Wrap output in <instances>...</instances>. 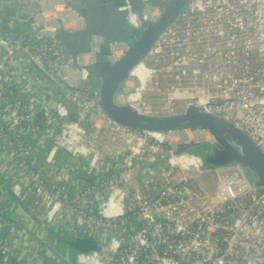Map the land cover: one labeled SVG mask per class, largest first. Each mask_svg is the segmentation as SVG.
I'll list each match as a JSON object with an SVG mask.
<instances>
[{
	"label": "built area",
	"instance_id": "1",
	"mask_svg": "<svg viewBox=\"0 0 264 264\" xmlns=\"http://www.w3.org/2000/svg\"><path fill=\"white\" fill-rule=\"evenodd\" d=\"M157 1L145 6V19H157L171 0ZM15 19L12 11L0 15V264H34V257L43 264H264V192L242 169L214 167L198 154L196 181L184 175L161 186L154 178L182 156L198 157L180 155L181 146L215 143L208 132H138L109 121L56 37L84 27L67 0H40L32 25L17 35ZM127 21L139 35L130 10ZM126 51L114 45L112 56ZM131 75L138 98L123 101L119 88V104L157 117L202 108L264 155V0H192ZM132 175L145 181L131 194ZM199 177L205 190L209 177L217 188L204 192ZM3 187L24 209L6 205ZM71 228L98 236L97 249L50 246L42 255V231Z\"/></svg>",
	"mask_w": 264,
	"mask_h": 264
},
{
	"label": "water",
	"instance_id": "2",
	"mask_svg": "<svg viewBox=\"0 0 264 264\" xmlns=\"http://www.w3.org/2000/svg\"><path fill=\"white\" fill-rule=\"evenodd\" d=\"M68 6L84 21L82 30L70 32L60 29L56 37L72 57L76 71L83 76L82 87L96 92L100 108L113 124L138 132L166 134L174 131H206L215 143H189L181 146L180 155L198 153L217 168L239 167L252 185L264 192V155L250 138L233 124L206 113L202 108L188 107L179 115L147 116L134 106L119 104L117 93L130 75L143 64L158 39L185 12L192 0H171L155 20L143 17L148 0H67ZM16 14V27L31 26L40 10V0H0V15L4 11ZM131 11L142 25L141 33L128 27L127 13ZM125 45L124 56H112L114 45ZM93 58V64L83 66L78 59ZM84 180L89 181L88 178ZM19 205L22 203L17 200ZM63 246L82 252L98 247L99 237L79 234L71 228L61 235ZM58 234L49 232L46 250L58 248Z\"/></svg>",
	"mask_w": 264,
	"mask_h": 264
},
{
	"label": "rangeland",
	"instance_id": "3",
	"mask_svg": "<svg viewBox=\"0 0 264 264\" xmlns=\"http://www.w3.org/2000/svg\"><path fill=\"white\" fill-rule=\"evenodd\" d=\"M155 2H158L157 0H153V4H155ZM150 3V0H148V4ZM167 2H164V5ZM151 5V4H149ZM167 5V4H166ZM149 62V60H148ZM148 64V63H147ZM143 83H148L150 80V74L144 73L142 76H140ZM76 84H79V79L77 78L75 80ZM148 92V91H147ZM146 94V98L147 101L150 103H153L151 101V97H154L151 93H145ZM193 156L197 157V158H193L191 156H182L184 158L179 159L176 162V165L173 166L171 168V171L168 173H162V172H157V174H155L154 178L156 179L157 183L161 186H169L175 183L176 179L179 178L180 176H188L191 179H193L194 181H196V178L198 176V170H197V165L195 166L194 163H198L200 161V156L198 155V153H194L192 154ZM200 178V186L202 188V190L204 192H208L211 191L212 189H216L218 184H217V180L214 179L213 177H209L207 180V183L205 184L206 190L203 188V181H202V177ZM145 179L140 178V176L138 175H132L128 178V182L126 184L127 188L130 190L131 194L133 193L134 190H137L139 188V183L142 185L144 183ZM18 204V203H17ZM18 206L22 209H24V205L22 203V205ZM36 224H42L40 221H36ZM48 233V232H47ZM58 247L61 250L63 247V243L65 241V239L61 236L58 235ZM43 240H48L47 236H45L43 238ZM46 252V248H44L43 246V251H42V255H44V253ZM44 260H41L39 258H35L34 257V264H43Z\"/></svg>",
	"mask_w": 264,
	"mask_h": 264
},
{
	"label": "bare ground",
	"instance_id": "4",
	"mask_svg": "<svg viewBox=\"0 0 264 264\" xmlns=\"http://www.w3.org/2000/svg\"><path fill=\"white\" fill-rule=\"evenodd\" d=\"M139 28L142 27L141 23L138 24ZM118 48H114V51H117ZM141 69H138L136 72L138 73ZM128 98V103L133 105L138 98L137 86L134 81V75H131L130 78L121 85L119 91V98L125 101V98Z\"/></svg>",
	"mask_w": 264,
	"mask_h": 264
},
{
	"label": "trees",
	"instance_id": "5",
	"mask_svg": "<svg viewBox=\"0 0 264 264\" xmlns=\"http://www.w3.org/2000/svg\"><path fill=\"white\" fill-rule=\"evenodd\" d=\"M20 30H21V28H19V29H15L14 27L12 28V31H13V33H15L16 35L18 34V33H20ZM163 158V156L162 157H159L158 159H156V160H154V161H151L149 164H150V168H148V169H151V167H153L154 165H155V162L156 161H159L160 159H162ZM143 169V168H142ZM3 189H4V191H5V195H6V197H7V199H8V201H7V203H6V205H8V204H10V203H14L15 201H17L15 198H13L11 195H9L8 194V191L3 187ZM65 233H58V235H64ZM45 236H48V233L46 232V231H42V234H41V238L43 239ZM97 249V248H96Z\"/></svg>",
	"mask_w": 264,
	"mask_h": 264
},
{
	"label": "crops",
	"instance_id": "6",
	"mask_svg": "<svg viewBox=\"0 0 264 264\" xmlns=\"http://www.w3.org/2000/svg\"><path fill=\"white\" fill-rule=\"evenodd\" d=\"M143 175L147 173V167L142 169Z\"/></svg>",
	"mask_w": 264,
	"mask_h": 264
}]
</instances>
